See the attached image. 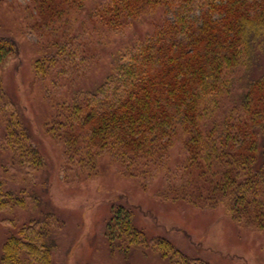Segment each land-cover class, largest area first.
Returning a JSON list of instances; mask_svg holds the SVG:
<instances>
[{"label": "trees", "instance_id": "16d2710c", "mask_svg": "<svg viewBox=\"0 0 264 264\" xmlns=\"http://www.w3.org/2000/svg\"><path fill=\"white\" fill-rule=\"evenodd\" d=\"M32 1L40 31L71 24L63 40L53 42L55 52L37 62L45 79L52 69L62 77L88 75L87 46H76L79 35L71 36L76 22L89 38L98 27L124 34L162 11L152 31L110 54L101 80L58 103L51 131L63 141L68 163L93 165L111 154L136 175L181 142L186 176L170 186L171 197L208 206L227 201L236 221L264 232V0H95L91 7V0ZM18 52L13 35L0 36V67ZM1 114L3 148L14 166L40 165L19 106L0 82ZM2 184L0 209L24 206V191ZM133 217L124 205L114 208L106 229L111 248L127 251L146 241ZM55 220L48 213L25 224L3 244L0 264H52ZM155 241L174 263L172 245Z\"/></svg>", "mask_w": 264, "mask_h": 264}, {"label": "rangeland", "instance_id": "374dc122", "mask_svg": "<svg viewBox=\"0 0 264 264\" xmlns=\"http://www.w3.org/2000/svg\"><path fill=\"white\" fill-rule=\"evenodd\" d=\"M94 3L91 0L89 6ZM161 12L145 17L124 34L98 27L89 38L80 22L73 23L71 36L79 35L76 46H87V56L92 58L88 75L62 77L52 69L45 79L37 62L48 51L55 52L53 42L63 40L71 24L57 22L42 32L32 0H0V36L13 35L19 42V52L0 67L1 86L19 106L33 136L31 147L41 155L40 165L14 166L12 152L3 148L5 117L1 114L0 181L6 190H23L25 203L0 209V255L5 241L25 224L53 213L52 264H264V232L236 221L227 201L208 206L171 197L170 186L181 185L186 176L181 142L168 157L131 175L111 154L98 157L93 165L68 163L63 141L51 131L58 103L75 88L101 80L110 54L127 39L152 31ZM119 205L132 210L134 225L146 236V241L127 251L111 248L106 235ZM155 239L172 245L168 250L174 263L163 258Z\"/></svg>", "mask_w": 264, "mask_h": 264}]
</instances>
